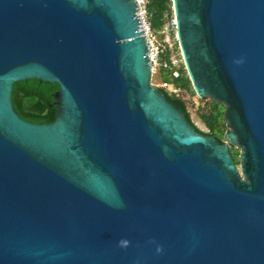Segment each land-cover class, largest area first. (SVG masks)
<instances>
[{"label":"water","instance_id":"95a60500","mask_svg":"<svg viewBox=\"0 0 264 264\" xmlns=\"http://www.w3.org/2000/svg\"><path fill=\"white\" fill-rule=\"evenodd\" d=\"M172 10L223 143L152 84L134 0H0V264H264V0ZM29 79L54 122L14 110Z\"/></svg>","mask_w":264,"mask_h":264},{"label":"trees","instance_id":"16d2710c","mask_svg":"<svg viewBox=\"0 0 264 264\" xmlns=\"http://www.w3.org/2000/svg\"><path fill=\"white\" fill-rule=\"evenodd\" d=\"M149 15L152 28L155 32L160 31L167 19L173 16L172 0H150ZM182 76L175 81L177 85L194 95L191 83L185 72L181 70ZM164 80H169L168 76L163 75ZM59 90L57 84L29 79L16 82L12 91V103L16 113L24 120L37 124H50L54 122L57 113V106L53 94ZM168 101L174 106L179 107L185 115L188 122L195 126L191 120L190 114L183 102L164 91ZM208 114L202 117V122L206 126L207 132L201 131L196 127V131L203 135H214L218 142L223 143V135L226 131V123L223 119L225 107L221 104L208 102L206 107ZM231 154L234 163L239 165V152L232 148Z\"/></svg>","mask_w":264,"mask_h":264},{"label":"built area","instance_id":"2783aa9c","mask_svg":"<svg viewBox=\"0 0 264 264\" xmlns=\"http://www.w3.org/2000/svg\"><path fill=\"white\" fill-rule=\"evenodd\" d=\"M139 14L140 25L143 29L150 52V65L152 79L161 78L158 87L168 92L169 95L180 99L185 105L187 112L190 114L194 123V113L200 110L197 100L190 93L175 83L181 76V70H185L184 60L177 41L176 21L174 15L167 19L163 28L155 32L152 28L149 15L150 0H134ZM168 76L169 80H164ZM195 107V108H193ZM200 107V108H199ZM196 126V123H194Z\"/></svg>","mask_w":264,"mask_h":264},{"label":"rangeland","instance_id":"374dc122","mask_svg":"<svg viewBox=\"0 0 264 264\" xmlns=\"http://www.w3.org/2000/svg\"><path fill=\"white\" fill-rule=\"evenodd\" d=\"M160 82H161V78L160 77H157L156 79H152V84H154L155 86H157L158 87V85L160 84ZM159 88V87H158ZM160 89V88H159ZM192 93L190 92V95H191ZM196 100H197V102H198V104H199V106H201V108H200V110L199 111H197L196 112V108L195 107H193V108H195V109H192V108H190V111L191 112H193L194 113V123H196V127H198L201 131H203V132H207V129H206V126L203 124V122H202V117L203 116H206L207 114H208V109L206 108L207 107V105H208V102H210V101H206V100H201V99H199L195 94H194V96H193ZM238 152H240V150H238V149H236Z\"/></svg>","mask_w":264,"mask_h":264}]
</instances>
